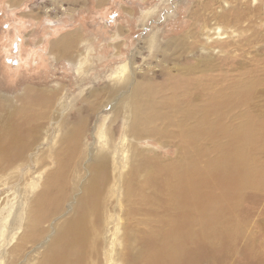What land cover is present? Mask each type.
I'll use <instances>...</instances> for the list:
<instances>
[{"label":"rangeland","instance_id":"374dc122","mask_svg":"<svg viewBox=\"0 0 264 264\" xmlns=\"http://www.w3.org/2000/svg\"><path fill=\"white\" fill-rule=\"evenodd\" d=\"M257 6L260 12L255 11ZM238 8H250L251 12L240 19L232 20L230 13L229 18L222 17L223 12ZM195 9L199 15L194 17ZM253 29H260L261 35L250 43L246 39ZM66 34L74 45L71 41L70 55L63 57L54 43ZM226 40L230 41L228 47L222 46ZM255 53L264 57V0H0V130L11 118L19 117L20 108L30 105L25 102L28 95L38 96L35 100L42 102L33 101L31 105L41 113L36 121L40 137L23 158L0 174V207L5 209L4 214L14 207L12 219L19 212L18 203L29 204L42 189V176L55 170L56 158L70 155L58 153L64 132L86 118L84 134L71 157V162L80 163L69 171V180L77 197L92 175L93 158L109 157L106 168L112 175L101 201L110 204L107 209H115L103 211L105 222L95 229L93 241L98 254L94 260L102 253L110 255V250L118 252L110 258L119 259L124 234L129 233L131 243L137 244L140 237L136 236L145 228L138 221L158 216L136 214L127 219L123 192H116L117 183L124 188L122 178L129 177L138 187L135 193L139 196V187L146 180L153 183L164 178V167L174 163L182 149L179 115L173 114L175 102L172 106L165 103L160 85L169 74L167 80L174 95V78L182 67L209 55L217 64L222 60L219 57L217 62V56L230 54L241 56L249 68L257 63ZM260 66V72L254 71L258 73V86L253 89L256 95L252 103L256 113L263 112L259 116L263 136L262 144H258L260 152L250 157H261L259 161L264 165V58ZM138 89L155 96L142 103L139 119L135 118L134 108ZM152 113L154 116L148 120ZM136 119L137 126L133 127ZM126 135L129 138L123 141ZM35 177L41 179L37 185ZM69 211L65 207L61 215L47 222L41 239L46 242L40 254L51 244ZM116 235L119 238L115 246L107 250L110 245L104 247L102 240ZM156 235L157 230L151 233V237ZM32 246L28 243L21 255L7 258L4 264L15 262L14 258L19 261Z\"/></svg>","mask_w":264,"mask_h":264},{"label":"bare ground","instance_id":"6f19581e","mask_svg":"<svg viewBox=\"0 0 264 264\" xmlns=\"http://www.w3.org/2000/svg\"><path fill=\"white\" fill-rule=\"evenodd\" d=\"M255 11L260 12L258 6ZM249 12L250 8L231 9L223 12L222 17L226 19L230 13L232 20L240 19ZM192 15H199L197 9ZM253 30L246 39L250 43L253 37L261 35L260 29ZM63 36L56 40L54 48L64 57L70 55L74 41L68 34ZM229 44L226 40L222 46ZM183 45L195 47L196 44ZM255 55L257 63L249 68V63L241 56L220 55L215 59L222 57V63L217 61L216 64L209 55L181 68L184 74L182 77L179 71L177 75H180L175 77L178 81L174 78V95L167 80L169 74L160 85L165 92V103L172 106L175 102L173 114L179 115L177 126L180 127L179 137L183 138L182 149L175 162L164 167L167 171L164 178L153 183L146 180L139 187V196L135 193L138 187L129 177L122 178L124 188L117 183L116 192L121 195L123 192L127 219H133L136 214L158 216L154 220L138 221L145 228L137 234L136 239L140 237L137 244L131 243L129 233L124 234L119 259L110 258L118 254L110 250V255L102 253L100 259L94 260L98 254L93 241L95 229L105 222L103 211L115 209H107L110 204L101 201L112 175L106 168L109 157L93 158L92 175L77 197L70 184L69 171L80 163V160L71 162V157L87 125V119L81 118L62 136L58 153L66 156L70 152L69 157L56 158L55 170L42 176V189L29 204L18 203L19 212L12 219L10 214L14 207L8 215L0 207V264L15 254L21 255L28 243L34 245L32 249L19 261L14 258L18 263L10 264H203L204 261H209L208 264H264V165L259 161L261 157H250L251 153L260 152L258 144H262L263 136L259 119L263 112L256 113L252 102L253 89L258 86V73L254 71L261 68L264 57L259 53ZM138 90L134 93L135 118L142 112V103L155 97ZM27 98L25 102L30 105L18 109L19 117L11 118L0 130V174H5L6 169L23 158L33 141L40 137L36 121L41 113L31 107L33 101L39 100H35V96ZM64 106L61 105V112ZM153 116L154 113L148 120ZM137 123L136 119L133 127ZM128 138L126 135L123 141ZM25 174L24 171V177ZM39 180L35 181L36 185ZM65 207L70 210L69 217L40 254L46 242L41 239L47 231V222L61 215ZM109 221L112 223V216ZM156 230L157 235L151 237ZM118 238L116 235L108 241L103 239L102 244L104 247L109 244V250Z\"/></svg>","mask_w":264,"mask_h":264}]
</instances>
